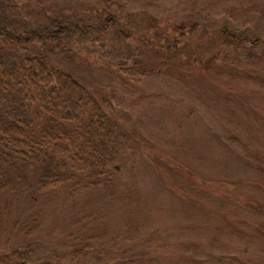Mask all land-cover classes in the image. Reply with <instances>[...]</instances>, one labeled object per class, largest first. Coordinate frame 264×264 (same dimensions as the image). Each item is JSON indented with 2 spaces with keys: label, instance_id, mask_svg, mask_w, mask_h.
<instances>
[{
  "label": "rangeland",
  "instance_id": "374dc122",
  "mask_svg": "<svg viewBox=\"0 0 264 264\" xmlns=\"http://www.w3.org/2000/svg\"><path fill=\"white\" fill-rule=\"evenodd\" d=\"M107 1L110 32L57 60L118 131L115 173L14 196L0 264H264V0H0V14L95 20Z\"/></svg>",
  "mask_w": 264,
  "mask_h": 264
},
{
  "label": "trees",
  "instance_id": "16d2710c",
  "mask_svg": "<svg viewBox=\"0 0 264 264\" xmlns=\"http://www.w3.org/2000/svg\"><path fill=\"white\" fill-rule=\"evenodd\" d=\"M114 4L107 1L95 20L61 15L36 26L0 14V236L12 217L14 196L29 204L40 189L71 184L75 191L84 182L96 186L115 173L118 131L98 99L57 60L69 57L67 39L99 41L109 33L117 21ZM222 35L226 45L242 43V36L228 28ZM194 55L189 57L196 62ZM203 64L209 67L210 60ZM144 66L141 59L129 67L119 65L131 78L144 75ZM13 224L17 227L19 219ZM0 262H9L8 254Z\"/></svg>",
  "mask_w": 264,
  "mask_h": 264
}]
</instances>
